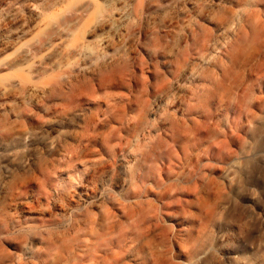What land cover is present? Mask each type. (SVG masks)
Masks as SVG:
<instances>
[{
	"label": "bare ground",
	"instance_id": "obj_1",
	"mask_svg": "<svg viewBox=\"0 0 264 264\" xmlns=\"http://www.w3.org/2000/svg\"><path fill=\"white\" fill-rule=\"evenodd\" d=\"M262 8L264 0H0V173L8 179L0 182V243H7L12 251L10 264H148L137 249L147 245L152 235L164 236L165 227L166 236L174 231L163 223L181 227L179 233L173 232L176 236L182 229L188 231L190 226L185 229L183 219L177 217L181 213L168 211L162 215L168 218L165 222L152 215L155 222L115 240L111 210L116 207L131 219L128 215L135 208H145L152 199L170 210L173 205L166 199L190 193L192 185L187 193L183 185L203 175L196 166L206 146L201 140L219 134L217 127H221L215 119L221 102L204 103L207 94L204 101L198 99L206 110L199 103L200 108L192 107L209 87L205 89L202 77L219 73V63L226 58L244 64L241 51L232 56L230 48ZM221 80L216 81L218 85ZM225 80L222 93L229 84ZM189 91L185 98L184 92ZM217 93L210 92L209 100L217 98ZM131 124L132 129L126 128L132 134L126 136L125 126ZM231 124L228 121L227 128L233 135L236 129ZM165 144L169 152H160L151 176L144 165ZM232 157L228 153L219 158L223 163ZM5 162L13 163V170L27 171L14 176ZM203 168L199 169L205 172ZM204 174L201 181H206L209 172ZM219 183L215 185L218 190L225 187ZM197 187L192 188L194 192ZM94 210L106 211V218L97 220L92 215L89 225L81 226L86 229L76 244L57 250L61 239L55 247V237L64 238L69 227ZM63 227L67 231L61 232ZM201 234L202 240L189 248L159 246V257L157 250L155 254L149 251V257L155 264H183V258L195 260L192 264H215L223 258L235 264H256L255 258L235 254L236 236L228 226L219 229L212 246H204L207 234L202 230Z\"/></svg>",
	"mask_w": 264,
	"mask_h": 264
},
{
	"label": "rangeland",
	"instance_id": "obj_2",
	"mask_svg": "<svg viewBox=\"0 0 264 264\" xmlns=\"http://www.w3.org/2000/svg\"><path fill=\"white\" fill-rule=\"evenodd\" d=\"M257 15H258V17H255L256 18L255 22L247 25L246 27H244L240 31L238 37L236 38L235 41H233V45L230 48V53L232 56L235 55V53H237L238 49L241 51V57L243 59L242 62L244 64L243 65L241 64L240 65L241 67H240L239 63L235 62L233 60L234 58H232V59L228 58V60L226 58L224 60V63L223 62H222V64L219 63L220 69L222 68L221 70L218 69L219 73H217V71H215L213 74L211 73V75H210V72H208L209 74L205 73L204 74L205 77H202L203 78L202 84H205L204 85L205 89L207 86H209L206 89L208 93L206 91L200 92V94H202V95L199 96L198 98L196 97L195 100L196 99L197 100L195 102H193V105H192V107L193 106L195 107V108L193 107L194 109L200 108L199 104H201L202 99L204 101V97L207 94H208L207 95L208 98H207V96L205 97L207 100L205 99L206 102H204V103L208 102L207 103L208 105L209 104H211V105L217 104V102L222 103V110H221V112L218 113V114H220V113L221 114L220 115L216 114L217 116L215 118L216 120H218L217 122H218L219 126H221V127H217V129H218L217 131H219V134L217 132L212 133V135L210 134L211 137L214 135L212 137V140H211V137H207L208 138L207 139L206 135L204 136L205 138H203V140H201V141H204L202 144H204L206 142L204 144V146L209 145V147L205 146L206 147L205 148L204 146H201V147H204L205 153L203 152L204 149L202 148L201 149V151L203 150L202 151L203 154L201 153L202 159L199 160L201 162L198 161L196 163V166H198L199 168L205 167L203 169L206 170L205 171L206 175L209 172L208 175H210L211 179H212V177L213 178L215 177L216 181L213 180L215 182V184H213L214 182L212 183L211 179H207V177L209 178L208 175H207V177L205 176L206 181H201L202 178H204L203 175H205L204 174L205 172H203L202 169L200 170L197 167L198 168L197 173L200 174L199 172H201V174H203V175L201 176V178L200 177L198 178V176H197L198 179H196L195 181H192L193 183L190 182L192 184L188 183L189 185L188 184L183 185V186H186V185L188 186V187L187 186L182 187V188H185V189H183V191H186L185 193H187V190H190L189 186H191V185H192L191 187L192 188L194 187V189L198 185L202 186L204 184V182H205V185L202 186L203 188L201 186H199L200 188L197 187L198 189H200V191L197 189L198 191L195 190V192L197 191L196 193L194 192V190L192 188L190 191H188L190 193H191V191H193L195 194H197L195 196H192V195H194L193 192H192L193 194L191 193L192 195L190 193L189 194L184 193L185 195L184 196L182 195L183 197L181 196V193H177L178 196L177 195L174 196L176 199L174 197L170 198L171 201H170V199H166L165 201H167L168 203H170L174 206V207L172 206L173 209H172V207L170 208V210L169 209L166 210V208L162 209L161 203H159L158 201H154L155 199H152L153 202H151V203L154 204L153 206H149V204L152 205L151 203H149L148 206H147V203H145L144 207L146 209L141 206V207H138L140 211L137 210V208H135L136 210L135 209L133 210L136 213L132 211L135 214L134 215L135 217L133 216V213H131L132 215L131 214L128 215V216H131L130 218L132 220L129 219V217L127 218L126 214H125L126 215L125 217L129 220H127L124 216H122L124 213H122L120 211L118 212V208H116V207L114 208L115 210L114 209L111 210V212L113 213V214L111 213V215H112L111 221L114 222V227H113L114 233L117 230V232H116L117 234L115 233L116 235L114 236L115 240H117L118 237L121 238L123 236V234L129 233L131 231L137 232V229L139 227L144 226V224H145L144 227H146V226H148L146 224H149L152 221L155 222L156 221L155 219H157V218L161 217L162 220L165 222L166 220H168V218L164 217V219H163V216H164V214L167 215L166 213L169 214L168 211H171V213H173V214H178L180 212L181 214L177 215V217L180 216V217H178L179 220L183 219V221H181V222H184V224L186 225V226L184 225L185 229H187L190 226L189 229H187L188 231H186V232L184 231L185 234L183 232V229H182L180 234H177L178 236L180 235L179 236L181 238L180 239L178 236L173 234V232L179 233L180 231H178V230H179V228L181 230V227L176 226L175 224L172 225V224H168V223H166V224L163 223L164 224V225L162 224L163 227H165V226H168L170 228L172 227L171 231H173V230L174 231L171 232L169 229V231L172 234L169 233L166 236L165 232H168L167 231L168 228L165 227L166 231H164L163 234H165L164 236H166V238L164 236H162V234H160L161 236H159L157 233L158 237H157V235H154L156 237H153V235L150 237L153 241L151 239H148L149 241H151L150 243L148 240L145 241V243L147 242V245L144 244V246L145 245L148 246V243H149L150 248H147L145 246V248H146L145 249L143 246L144 251H143V248L139 249V251L137 249V253L138 254L141 253V254H139L141 259L142 258L144 259L143 263L155 264L154 260L152 261V257L151 258L149 257V254L150 253L155 254L157 252L155 254V256L159 257L158 254H159L160 247H161V249H163L162 247L166 246V249H164V250L171 249V248L179 250L180 248H182V246H185V245H186L185 247H187V248L193 246L195 243L202 240V234L200 235L201 230H202V232L204 231V233L207 234L206 235L207 238H205V240H204V246L205 247L212 246L215 243L216 236L218 234L219 229L221 227H224V226H228L229 228H231L232 231L234 232L235 236H236V242L233 245V250L235 251L236 255H239V256L247 258V259L255 258L256 264L264 263V8L260 9L257 12ZM233 61L235 62V64H237L236 66H235ZM227 64H228V66H227ZM237 66H238V68H237ZM250 66H251V68H250ZM224 67L227 68V70L224 69ZM254 67H255V70H254ZM223 69L225 71H223ZM230 69H232V70H230ZM252 69H253V71H252ZM245 70L247 71V73ZM220 71H221V73H220ZM241 71L244 73V75H243V73H241ZM224 72H226V73L223 74ZM233 73H234V76H233ZM215 74H218V77ZM230 74L232 76H230ZM200 75L203 76L202 73H200ZM212 75H215L214 77L217 78L216 79L217 82H219V80L222 79L220 81L219 85L215 81V78ZM223 75L225 77H227L226 80H225V77L222 78ZM228 75L230 76V79L228 78L229 77ZM212 77H213V79H212ZM233 77H235V78H233ZM211 79L214 81H210ZM227 79L231 80V81H228ZM206 80H207V82H206ZM224 80L227 81V83H229V84H227L228 87L225 84L226 87H224L222 89L224 91L222 93L221 92V88H222L221 85L223 83H225ZM214 82H216V83H214ZM187 83L188 82H186V86L187 87L190 86V88H191L192 84L189 83V86H188ZM211 84L216 85L217 88H213V86H211ZM216 86H214V87H216ZM235 87H237V88L234 90ZM210 88H212L213 93H212V91H210L211 90ZM230 88H232V89L230 91H228ZM192 89H194V85H193ZM214 89H218V90L220 89L219 91L221 92V97L218 94L219 91L216 90V91H218V93H217L216 91H214ZM239 90L242 93L238 92ZM205 92H206V94H205ZM210 92L213 96L216 95L215 93H217L218 97L216 96L217 98L214 97L213 99L214 100L218 99L220 101H217V100L214 101L213 99L209 100V98L213 97L211 94L209 95ZM231 92L233 93V95ZM189 93H192V92H190V91L188 93L184 92L183 96H185V98H187L186 95ZM227 93H229V94H227ZM225 94L228 96H226ZM230 94L232 95V97L230 96ZM234 95H235V98H234ZM198 99H200L201 102H198L199 101ZM212 101H214V102H212ZM195 103L197 104V106L198 105L199 106L197 107ZM204 103L201 104L202 107L200 109H202V110L203 109L206 110V108L204 107V105H205ZM207 104H206V106H208ZM232 112H233V114H232ZM239 114H240V116H238ZM232 118L234 120H232ZM228 121L232 122L231 125L236 129L235 131L232 130V131H234L233 135H231L230 129L227 128L228 127L227 126ZM132 124L130 126H125V128L127 127L129 129V127H131V129H132ZM191 125H193V124H191ZM237 128H238V131H237ZM126 129H124V132ZM127 130L125 132L126 136L129 135V134H127V132L131 133V132H129L131 130H128V131ZM225 131L227 132V134H225ZM238 133L239 134L241 133V135H239ZM215 134H218V137ZM237 134H238V136H237ZM207 136H209V135H207ZM219 136H221V137H219ZM216 137H217V139L219 138L217 141H216ZM222 137H223V141H222ZM231 139H233V140H231ZM215 142L217 143V145ZM220 142H222V143H220ZM210 143L212 144V146L210 145ZM215 145H216V147H215ZM224 146L225 147L228 146V147L224 148ZM161 147H160V149H157L156 152H154V155L152 157L155 156V159L152 157L148 158L147 163H145V165H144V168H145V170H147V172L152 171V172H150L149 175H151L154 171H155L154 173H156L155 167H156V163H157V158H159L161 156L160 152H162V154H164V155H166L167 152H169L168 150H166L167 148H170L168 146V144H165L164 147L163 146H161ZM164 150H166L167 152L166 151L164 152ZM208 152H210V153L208 154ZM228 153H231V154L233 153V157L231 158V161L228 159L222 163L221 158L226 157V155ZM209 157H210V159H209ZM219 157H221V158H219ZM2 159L3 160H1V161L4 162L5 161L4 158H2ZM17 160L20 161L21 158H18ZM5 163L9 164L10 168H12V170H13V163H10V162H5ZM219 164L222 166L221 169H220V167L219 168L217 167V166H219ZM212 165H213V168H212ZM215 165L217 167V170L214 171V169H216ZM226 165H228V166L225 167ZM154 168H155V170H154ZM208 169H209V171H208ZM25 171H27V169L17 170L15 168L12 172H13V175L16 176L17 174L24 173ZM154 173L151 176H153ZM5 180H8L7 177L4 176L2 173H0V182H2V181L4 182ZM203 180H205V178ZM207 180L208 181L210 180L209 181L211 183L210 186H209L210 183L208 185H206V183H208ZM218 181L220 182L219 186H221L222 184H225V187H224V185L221 186L222 189H223V187L225 188V190L223 189L224 192H223V190H222V192H220L221 187H219V190L217 189L218 187H216V186H218ZM195 183L196 184L199 183V184L196 185ZM228 187L230 189H226ZM178 188H180V187H178ZM203 189H204V192H201V191H203ZM206 189H208V190L205 193ZM212 189L214 190V192ZM217 190L220 192V194L222 193L221 195L219 194L220 196L218 195ZM198 192L199 193L201 192L199 194V196H198ZM207 192L209 194L210 193H212V194L209 195ZM202 193H205V194H202ZM186 195L188 197L190 196L189 197L190 199L189 198L186 199L187 198ZM2 198L3 197L0 195V202L2 201ZM187 200L189 203L187 202ZM185 202L188 203V205L185 204ZM155 204L158 206V208H157V206H155ZM176 206H178V207L180 206V207L177 208ZM160 207L162 209L161 211H160ZM175 207H176V209H175ZM182 207H184V208H182ZM211 208H214V212L210 211V210H212ZM142 209H144V210L141 211ZM183 209H184V211H183ZM93 212L89 216L81 217L82 219L80 218L76 222V225H75L76 227L75 226L69 227L70 231H69V228L67 229L68 231L66 229H64L65 227L67 228V226L61 228V230H60L61 232L64 229V231H67V233L64 236V238H62L63 236L61 237L59 235H57L55 237V239L53 238L54 239L53 240L54 246L59 244L58 241H60V240L58 238L61 239V242H60L61 244H59V246H57L58 248L55 246L57 250H59V251L62 250L61 249L62 246H64V248H66L68 245L69 246L75 245L76 239L82 237L81 235H83V233L85 232L84 230L89 225L88 222L93 219L92 215H93L94 219L97 218V220H102V219L106 218V216H107V215L103 216V215H105V213H107L106 211L105 212L102 211V213H101L98 210L97 211L94 210ZM137 212H140V213H137ZM141 212H143V215L141 214ZM115 213H116V215L118 213L117 217H116ZM144 213H146V214H144ZM211 213H215V214H213V218L210 217ZM94 214L97 216H95ZM99 214L101 217L99 216ZM154 214H156V215L158 214V215L156 216ZM140 215H141V217H140ZM146 215H147L149 220L152 219L154 216H155V219H152L149 221L147 219ZM152 215H153V217H152ZM118 216H120V217H118ZM158 216H160V217H158ZM186 216L188 217V219L184 220ZM84 217L86 219H84ZM87 217L88 218L91 217L92 219L91 218L87 219ZM113 217H114V219H113ZM132 217L139 218V219H137L135 221V219ZM143 217H145V220ZM100 218H102V219H100ZM85 220H87V221H85ZM133 221H135V222L138 221L137 226H136L135 222L132 224ZM141 221H146V222H143V225H142ZM188 221H189V223H186ZM84 222H86L87 225ZM139 223H140V225H139ZM84 225L86 227L84 228V230H82L83 229L82 227ZM77 226L78 227L82 226V227L78 228ZM191 227H193V228L195 227V232L196 231H198V232H196V234H195V232L193 231L194 233H192V235L188 234V232L191 229L194 230ZM73 228H74V231L77 230V232L76 231L74 232ZM204 229H206V230H204ZM78 230L80 231L79 233H78ZM192 230H191V232H192ZM60 231H59V233H60ZM191 232H189V233H191ZM187 234L189 236H187ZM172 235L173 236L175 235V236L173 237ZM190 235L192 236V238L190 237ZM193 235H194V237H193ZM199 236H200V238H199ZM161 237H164V238H161ZM184 237H186L189 240L186 241V238H184ZM65 238H66V241L63 242V240H65ZM193 238H195V239H193ZM165 239H167V240L165 241ZM169 239H171V240H169ZM172 239L174 242L172 241ZM182 239H183V241H185V243L182 241ZM55 241L58 243H55ZM170 241H171L172 245H174L176 248L174 246L172 247V245H168V244H170ZM188 242L190 243V246H189ZM186 243L188 244V246ZM65 244L67 245L66 247H65ZM6 246H7L8 251L6 249ZM69 246L67 248H70ZM170 246H171V248H170ZM0 249H1L0 250V264H10L11 258L9 255L12 254V251L9 252L10 251L9 245H7V243H0ZM147 249H148V251H147ZM65 251H67V249ZM145 251L147 252V254ZM143 252H145L144 254H146V255H144ZM148 252H149V254H148ZM147 257H148V260H145V259H147ZM182 261H184L185 263H188V264H192L195 260L188 261V259L183 258ZM184 262H183V264H185ZM133 264H138V263L133 262ZM215 264H235V263L230 258H223L220 262H216Z\"/></svg>",
	"mask_w": 264,
	"mask_h": 264
}]
</instances>
